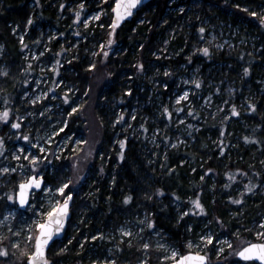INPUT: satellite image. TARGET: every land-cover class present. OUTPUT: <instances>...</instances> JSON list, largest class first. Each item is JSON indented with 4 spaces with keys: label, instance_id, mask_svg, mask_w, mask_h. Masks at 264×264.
<instances>
[{
    "label": "rangeland",
    "instance_id": "374dc122",
    "mask_svg": "<svg viewBox=\"0 0 264 264\" xmlns=\"http://www.w3.org/2000/svg\"><path fill=\"white\" fill-rule=\"evenodd\" d=\"M108 1L49 0L46 8L49 11V18L46 16L43 19V16L40 18L38 16L40 22L34 28H32L33 17L28 20L25 27L17 23L12 24V33L20 47V63L26 70L23 86L18 85L13 96L7 94L6 100L0 102V111L10 110L9 121L0 120V137L4 140L3 153L0 154V170L3 168L17 169L16 172L9 171L8 173L0 171V221H3V224H0V236L4 237L0 241V248H7L9 251L8 256L0 254V264H21L24 254L23 256L19 254L25 253V248L28 246L31 250V245L26 244V226L36 219L40 211L47 210L46 201L49 195L61 202L63 200L59 193L49 194L41 191L39 195L35 193V199L32 202L34 207L21 210L18 204L7 199L6 194H11L24 176L38 173L41 169L44 176H47V182L53 188L72 181L65 192L71 191L72 194L77 195L76 201L82 202L76 219L73 221L71 218L73 234L70 239L61 240L63 242L59 245V251L67 248L71 240L77 236L79 250H82L89 239H98V244L90 246H93L95 250H100H96L95 254L93 248L88 249L85 258L87 263L105 264V261H108L111 264V261H115V264H144V262L146 264H171V259H164L166 256H171V249L179 250L181 253L183 251L169 233L156 224L154 228L148 226V221L154 218L145 201L139 200L129 213H118L120 221L116 223V226L111 223L105 228L97 227L94 234H89L88 226L91 227L97 220L94 217V222L90 221L92 215L89 213L92 212L93 205H98L91 201L98 189V178H103L107 183L114 181L118 165L125 157L129 141H132V146L137 144L142 147L146 164H158L157 159L160 158L161 152L166 150V141L172 148L186 150L191 148L196 135L206 125L216 124V121H230L228 125L230 129L228 128L226 133V128L219 135L213 133L211 129L208 131L212 151L214 152L218 145H223L224 140L229 146L228 149L232 151L241 142V135L245 133L247 125V123H241L243 120L232 119V115L235 114L232 106L235 105L236 112L239 113L247 108L249 102L252 104L256 96L264 94V70L257 69L252 78L246 79L243 77L244 70L238 67L232 70L233 63L229 61L230 59L222 63L211 58L216 53L223 55L224 58H230L241 49L248 53H258L263 48L264 37L260 34V28L264 27V2L256 6L235 3L236 7L239 6L252 14L256 13L262 20L261 25H250L247 28L248 26L243 25L244 22L239 20V17L234 16L236 13L233 10L226 11L222 8L219 11L218 7L213 6L204 10L201 0H192L188 3L173 0L170 3L171 11L176 12L172 20L173 24L166 27L165 34L157 40L159 45L151 50L154 62L151 69L147 71L141 60H138L141 58H137V53L141 48L139 42L132 43L129 38L127 44L117 45L113 39L116 29L113 32L112 24L105 27L103 16L108 11ZM82 3L85 5L83 9L80 7ZM181 8L184 11H181ZM148 11L144 10L139 16L134 30L139 27L143 28V26H147L148 30L151 29L153 25L151 18L148 17ZM37 13L35 9L34 15L36 16ZM77 13L80 14L79 20L76 18ZM167 22L165 19L162 24ZM202 27L205 29L203 33L200 32ZM105 30H109L110 38L104 37L101 33ZM109 40L113 41L110 45ZM204 48L209 49L206 54L209 57L207 60L209 65H205L206 61L203 59L197 60L201 54L205 55L202 51ZM6 51V44L1 42L0 78L6 76L5 72L8 75L10 70L8 61L3 57ZM105 53L125 56V64L128 66L132 60L138 62H135L136 70H127L123 74L126 87L124 84L120 87L118 84L119 89L115 88L103 101L102 114L106 122L104 128L107 130L104 133L96 125L95 118L89 115L92 112L90 108L92 104L88 101L89 109L88 107L87 110L82 108L77 98L78 88L69 81L66 73L71 60H94ZM181 54L184 56L183 59L179 56ZM194 58H196L195 61ZM161 59L168 63L159 62L158 60ZM172 60L178 61L172 62ZM220 68H223L221 73H225V76L233 77L225 83L224 90L221 91L209 78ZM135 74L143 75L142 84H135ZM195 81H199V85ZM168 82L171 84L169 85ZM243 83L245 85L242 88ZM124 89L127 90L125 93L122 92ZM185 91L189 93L188 97L180 100L179 97ZM34 100L36 103H32ZM66 106L70 107V113L65 114ZM73 108L80 110L82 120H87L85 128L80 127L78 120L70 127ZM165 108L172 112L170 118ZM121 113H124L123 120H119ZM17 119L21 123L19 129L12 127ZM25 135L30 139L23 140L22 137ZM49 138L52 143H48ZM102 138L107 139L108 142L111 141V144L104 163L97 169L96 161L104 156L98 148L99 140ZM231 139L232 144L229 143ZM37 143L51 151L40 153L32 147L33 155L38 154L47 159L41 160L37 169H31L30 160L25 156L29 148ZM20 148H24L23 153L19 151ZM113 149L117 154L114 160L111 154ZM121 153H123V159H121ZM236 155L235 150V153H230L228 158L231 156L236 159ZM16 157L20 158L16 159ZM63 159H66L68 163L61 170L59 162ZM161 159H159L160 162L163 161ZM253 160L252 164H255L254 168L260 178L256 183L250 180L244 185L236 186L233 189L234 198L232 200L235 203L240 201L236 203L238 211H244L245 205L243 204L246 199L250 200V205L260 204L262 206L257 217L250 223V227L245 229L251 233L252 238L260 241L261 237L256 236V233L264 231L261 227L264 224V152L254 156ZM216 181L215 178L207 181L211 203L215 201V190L221 187V184ZM249 186H252L251 192L246 191ZM255 187H257L256 191H254ZM200 202L204 205L206 212H195L199 213L196 224L193 218L190 220V229L184 241L185 248L189 250L188 241L201 243L203 248V244L207 242H200V237L211 235L215 239L203 248V252L209 257L210 264H248L231 261L234 259L235 252L244 246L245 238L241 236L243 231L237 229L231 238L222 225H217L219 221L214 222L207 215L206 204L202 200ZM172 207L175 216H178L181 221L185 217L183 213L191 212L189 209H192L194 204L190 206L184 202L174 201ZM8 212H13L15 215L5 220ZM18 230H21L19 237L14 235ZM129 231L132 233L131 236L127 235ZM225 239L232 242L231 249L226 244L220 243ZM17 241L20 243L19 248L14 247ZM146 243L151 247L145 249L143 245ZM158 245H165V247H158ZM131 248H135L134 256H130ZM220 248H223V252L219 251Z\"/></svg>",
    "mask_w": 264,
    "mask_h": 264
},
{
    "label": "trees",
    "instance_id": "16d2710c",
    "mask_svg": "<svg viewBox=\"0 0 264 264\" xmlns=\"http://www.w3.org/2000/svg\"><path fill=\"white\" fill-rule=\"evenodd\" d=\"M172 1L173 0H152L142 7L132 20L115 28L116 31L113 39L117 45L127 44L129 38L132 43L139 42L141 48L137 53L138 56L137 54L136 56L137 58H141L138 60H141L147 71L151 69L154 62L151 50L159 45L157 40L160 36L165 34L166 27L173 24L172 20L176 12L171 11L172 7L170 3H172ZM180 1L188 3L192 0ZM201 1L202 5H204V10L208 9L210 6L218 7L217 9L219 11L222 8H225L226 11L233 10V12L236 13L234 16L237 18L239 17L238 19L242 20L244 22L243 25L248 26L247 28H249L250 25L258 24L259 26L261 25L260 23H262L259 16L253 15L250 11H245L239 6L236 7L235 3L239 5L248 4L256 6L259 5V3H263L264 0ZM48 3L49 0L0 1V43L4 42L6 44L7 51L3 57L10 65L8 75L0 78V102L6 100L7 94L13 96L14 90L18 88V85L23 86L22 83L25 78L26 69L22 67L20 63V47L12 33V24L17 23L21 27H25L28 20L33 17L34 22L32 23V28H34L35 25L40 22V17L43 16V19H45V17L48 16L49 18V11L46 9ZM114 4L115 0L108 1L109 8L103 16L105 27L112 24V9L114 8ZM35 9L38 11L36 16L34 15ZM144 10H149L148 17L151 18V24L153 26L149 30L147 26H143V28L139 27V29L134 30L135 24ZM242 15H244V17ZM165 19H167L168 22L162 24V21ZM260 31V34L264 37L263 26L260 28ZM101 33H103L106 38H110L111 36L109 30L102 31ZM182 55L183 54L179 55L181 59L184 57ZM124 58L125 56L123 55L114 56L113 53H111L107 55V57L103 54V56L94 60L73 59L70 61V64H68L69 67L66 75L69 81L74 83L78 88L77 98H79L82 108L87 110L88 101L92 104L90 107L92 108V112L89 115L95 118L96 125L99 126L101 132L104 133L107 130L104 128V123L106 122L102 114L103 101L115 88H118V84L120 87L124 84L126 87V80L123 74H125L127 70L134 71L137 69V65H135V62H138L137 60H132V63L128 66L125 64L126 58L125 60ZM208 58L206 54H201L197 60L201 61V59H203L206 61L205 65H209L207 61ZM211 58L214 59V61L216 60L222 63L230 59L229 61L233 63L232 70L237 67L240 70H244L243 77H246V79L252 78L257 69L264 70V46L258 53H248L246 50L241 49L230 58H224L223 55L218 53L213 54ZM195 60L196 58H194V61ZM158 61L168 63V61L163 62L162 59ZM177 61L178 60H172V62ZM91 65H95V67L93 68ZM221 69L223 68H220L214 74L212 73L209 77L214 82L213 84L219 87L220 91L224 90L225 83L233 78L231 75L225 76V73H221ZM245 69H250V73L245 74ZM135 77V84H142L144 79L143 75L138 76L135 74ZM168 84L170 85L171 83L168 82ZM244 85V83L241 84V87L243 88ZM126 91L127 90L124 89L122 92L125 93ZM252 104L256 105L255 110H251V104H248L246 109L239 112V115H232V119L243 120L241 122L242 124L247 123L245 133L241 135V142L237 144L232 151L228 149L229 146L226 145V140H224V144L218 145L213 152L208 139V131L210 129L213 133L219 135L227 128V133L230 129V127H228L230 121H216V124L206 125L199 134L196 135V140L191 148H187L186 150L172 148L169 146L170 143L166 141V150L160 154V158H162L161 160L163 161L160 162V158L157 159L156 162L159 161L158 164H146L143 158L144 153H142V147L137 146V144L136 146H132V141H129L128 147L125 150V157L122 163L118 165L114 181L107 183L103 178H98V189L94 197L92 196L93 200H91L98 205H93L92 212L89 213V215H92L90 221H92L94 217L97 220L91 227L88 226L87 229L90 230L89 234H94V230L97 227L105 228L111 225V223L113 226H116V223L120 221L118 213H129L133 205H136L137 202L141 200L145 201L150 207L155 224L173 236L175 241L179 244L180 249L186 252L188 250L185 248L184 241L188 236L191 224L190 220L193 218L196 224L199 218L195 212H189V214L180 221L178 216H175L172 203L174 201L184 202L192 206L193 201L199 198L207 206V215L212 218L214 222L219 221L220 223L217 225H222V228L227 230L231 238L234 236V231L241 229L243 231L241 236L245 238V241L258 242V240L254 237L252 238L251 233L245 229L250 227V223L257 217L262 206H260V204L250 205V200L246 199L243 204L245 205L244 211H238L236 209L238 206L232 200L234 198L233 189L236 186L240 184L244 185L250 180L256 183L260 178L254 168L256 167L255 164L253 165L252 163L254 162V156L264 152V94L256 96ZM70 111V107L66 106L65 114L70 113ZM80 113V110L71 113L70 127L78 120L80 127L85 128L87 120H82ZM246 137L248 139H245ZM99 141L98 148L104 153V156L101 160L96 161V163L94 161L97 169L104 163L109 151L108 149H110L109 145L111 144L110 140V142H108V140L104 138ZM229 143L232 144V139ZM235 150L237 151L236 159L231 156L228 158L230 153H235ZM111 154L112 160H114L117 155L116 151L113 149ZM67 163L68 161L66 159L61 160L59 162V169H64ZM209 169H211V171H209ZM210 178L217 179L216 182L221 184V187L214 192L215 201L213 203H211L207 191V181ZM45 179L47 181V176H45ZM82 188L83 185L80 187L81 193L83 190ZM147 188H150V190H147ZM256 188L257 187L254 188V191H256ZM160 190H163V192L161 193ZM40 192L36 194L39 195ZM224 195H226V197L223 198L222 196ZM73 196L72 220L74 221L82 202L79 201L81 203H78L76 201V194L73 193ZM129 196L132 197L131 201H126V197ZM197 211L199 210L197 209ZM72 220L63 241L70 239L73 234ZM94 220L92 222H94ZM195 229L194 226V230ZM76 238L74 237L73 240H71L67 248L60 251L59 245L62 244L63 241L60 240L53 244L49 251V260L51 264H92L91 262L87 263L85 261L86 253L88 249L92 248L95 254L96 250H100H95L93 247L95 244H98V239H89L86 241L82 250H79L77 248L78 244ZM90 245L93 246L91 247ZM29 248L30 246H28V250H30ZM135 253V248H131L130 256H134ZM19 256H23L21 264H27V255L21 253ZM234 260L236 262L250 264L249 261H245L236 255L231 261Z\"/></svg>",
    "mask_w": 264,
    "mask_h": 264
},
{
    "label": "snow or ice",
    "instance_id": "6c2138e0",
    "mask_svg": "<svg viewBox=\"0 0 264 264\" xmlns=\"http://www.w3.org/2000/svg\"><path fill=\"white\" fill-rule=\"evenodd\" d=\"M141 3V0H115V7L113 9V12L115 14V20L113 21L111 27L113 29V32L115 31V28L119 26L122 20H124L125 17L131 16L133 9H136L137 6ZM80 7L83 9L85 5L82 3ZM181 11H184L183 8H181ZM253 15H256V13H253ZM77 20L80 19V14L77 13ZM99 18L98 16L96 17ZM31 23V21H29ZM205 29L202 27L200 29V32L203 33ZM113 41L109 40L108 44L110 45ZM26 47V45H25ZM202 51L205 54H208L209 49L204 48ZM105 57H107V53L104 54ZM57 63H59L57 61ZM91 67H95V65H91ZM140 68H143V65H140ZM250 69H245V74H249ZM7 75V73H4ZM197 85H199V81H195ZM167 87V85H165ZM219 90V89H218ZM129 93H131V89L128 90ZM189 93L185 91L181 97H179L180 100L186 99L188 97ZM65 99L67 100L68 97L66 96ZM32 103H36V101H32ZM251 104V102H249ZM256 105L251 104V110H255ZM233 112H235L236 115H239L238 112H236L235 105L232 106ZM77 109L73 108L72 112H76ZM179 111H183V109H179ZM165 112L169 116V118L172 116V112L169 111L167 108H165ZM135 117H133L134 119ZM10 119V110H4L0 111V120L3 121H9ZM124 119V113H121L119 116V120ZM12 127L15 129L21 128V123L19 122V119L15 123L12 124ZM67 127V125H65ZM63 131V129H61ZM23 140H29V136L25 135L22 137ZM245 139H248L247 137ZM48 143H52L51 139H48ZM124 143L123 141L121 142ZM3 144L4 140L3 137H0V154L3 153ZM35 147L38 152H48L51 151L50 149L46 148L44 145L37 143L29 148V151L27 155L25 156L26 159L30 160V168L31 169H37L39 167V162L41 160L47 159V157H42L41 155H33L31 148ZM19 151L21 153L24 152V148H20ZM121 159H123V153L120 154ZM20 157H16V159H19ZM3 173L16 172L17 169H9V168H3ZM211 171V169H209ZM23 175V173H22ZM231 175V174H229ZM72 184V181H67L66 183H62L61 185L53 188V186L48 183L45 179V176L43 174V170L41 169L38 173H33L31 175L24 176V178L18 183L16 189L11 192V194H6L7 199L9 201H13L16 204L20 206L25 207H34V204L32 203L35 199V193L40 190L49 194L52 193H59L63 197V200H56L53 199L51 195L47 197V210H42L39 212V214L36 216V219L32 221V223L28 224L26 226L27 231V237H26V244L31 245V250L29 251L28 248H25V254L28 257V264H51V261L48 259L47 256V250L49 248V245L51 242H53L54 237H57L60 235L65 226L66 219L68 217L69 213V205L70 202L73 199V195L71 191L65 192L66 189H69V185ZM252 186H249L246 191L251 192ZM161 193L163 190H160ZM132 197H126V201H131ZM236 203H240V201H236ZM194 207L192 209H189L191 212H196L197 209L199 210V213L206 212V209L204 205L200 202L199 198L195 199L193 201ZM43 207V206H42ZM197 213V214H199ZM188 212H184L183 215H188ZM13 212H8L7 216H5V220L14 217ZM0 224H3V221H0ZM148 226L151 228L155 227V221L151 220L148 221ZM262 228H264V224L261 225ZM9 231H11V228H9ZM123 231V229H122ZM15 236L19 237L21 235V230H18L14 233ZM127 235L131 236L132 233L129 231ZM256 236L261 237V240L258 242H248L245 241L244 246L240 248L239 251L235 252V255L238 257L243 258L245 261H249L250 264H264V231H260L256 233ZM95 238V237H93ZM4 239L3 236H0V241ZM215 238L211 235L201 236L200 242H207L206 244H203V248L207 247V244H211ZM222 244H226L228 248H232V242L225 239L223 241H220ZM15 248L20 247L19 241L14 245ZM143 247L145 249L150 248V244H144ZM158 247H165V245H158ZM187 248L189 249L186 252L181 253L179 250L171 249V256L164 257V259L168 260L171 259L172 264H210L209 257L206 253L203 252V248L201 247V243H193L192 241L187 242ZM196 249V250H192ZM220 252H223V248L219 249ZM0 254L4 256L9 255V251L7 248H0ZM105 264H109L108 261H105ZM111 264H115V261H111ZM146 264V262H144Z\"/></svg>",
    "mask_w": 264,
    "mask_h": 264
},
{
    "label": "water",
    "instance_id": "95a60500",
    "mask_svg": "<svg viewBox=\"0 0 264 264\" xmlns=\"http://www.w3.org/2000/svg\"><path fill=\"white\" fill-rule=\"evenodd\" d=\"M151 1H152V0H141V3L137 6V8H136V9H133L132 15H131V16H127V17H125L124 20H122L121 23L119 24V26H117V27H120V26H122L123 24H125L127 21L132 20V19L134 18V16L136 15V13L139 12V10H140L142 7H144L146 4H148V3L151 2ZM114 7H115V5H114ZM113 9H114V8H113ZM114 20H115V14H114V12H113L112 23H113ZM38 192H40V190H38L36 193H38ZM72 195H73V194H72ZM73 201H74V196H73V199H72V201L70 202V205H69V213H68V217H67L66 222H65V226H64V230H63V232H62L60 235H58L57 237H54L53 242H51L50 245H49V248H48V250H47V256H48V259H49V251H50L51 247L53 246V244H54L55 242L60 241V240H62V239L65 238V235H66V233H67V231H68V228H69L70 220H71V218H72V206H73ZM18 206H19V208H20L21 210H25L26 208H28V207H25V206H20V205H18ZM240 258H241V257H240ZM241 259H243V258H241ZM27 264H28V261H27ZM171 264H172V263H171Z\"/></svg>",
    "mask_w": 264,
    "mask_h": 264
}]
</instances>
